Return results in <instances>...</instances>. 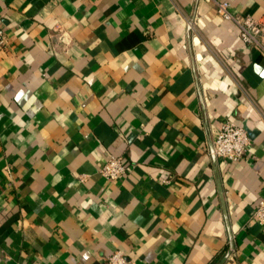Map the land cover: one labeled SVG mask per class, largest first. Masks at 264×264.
Here are the masks:
<instances>
[{
    "label": "crops",
    "instance_id": "1",
    "mask_svg": "<svg viewBox=\"0 0 264 264\" xmlns=\"http://www.w3.org/2000/svg\"><path fill=\"white\" fill-rule=\"evenodd\" d=\"M0 27V264H264V57L215 1L0 0Z\"/></svg>",
    "mask_w": 264,
    "mask_h": 264
},
{
    "label": "built area",
    "instance_id": "2",
    "mask_svg": "<svg viewBox=\"0 0 264 264\" xmlns=\"http://www.w3.org/2000/svg\"><path fill=\"white\" fill-rule=\"evenodd\" d=\"M216 2L218 13L226 20L233 21L239 28L240 37L247 46L255 48L264 57V20L250 15H236L230 11V4L227 1L213 0ZM9 44L6 31L0 27V47H7ZM251 143L249 131L244 126L232 120H224L216 136L209 144V153L212 160L221 159L238 161L242 159ZM129 166L123 155H110L108 160L99 169L103 177L108 180H117L129 172ZM258 223L264 226V199L261 200L254 212ZM233 236V235H232ZM230 238V237H229ZM232 239H229L230 249L226 256L229 257L233 251ZM103 264H134L121 251H116L106 257Z\"/></svg>",
    "mask_w": 264,
    "mask_h": 264
},
{
    "label": "water",
    "instance_id": "3",
    "mask_svg": "<svg viewBox=\"0 0 264 264\" xmlns=\"http://www.w3.org/2000/svg\"><path fill=\"white\" fill-rule=\"evenodd\" d=\"M214 162H217L216 161V159H215V157H214V160H213ZM229 237H230V239H232V233H231V231H229ZM231 246L233 247V242H231Z\"/></svg>",
    "mask_w": 264,
    "mask_h": 264
}]
</instances>
